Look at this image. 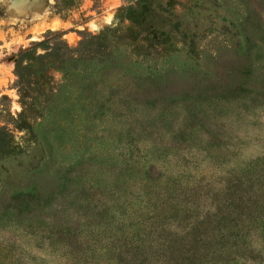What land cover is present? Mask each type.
<instances>
[{
    "label": "rangeland",
    "instance_id": "rangeland-1",
    "mask_svg": "<svg viewBox=\"0 0 264 264\" xmlns=\"http://www.w3.org/2000/svg\"><path fill=\"white\" fill-rule=\"evenodd\" d=\"M0 264H264V0H0Z\"/></svg>",
    "mask_w": 264,
    "mask_h": 264
},
{
    "label": "trees",
    "instance_id": "trees-1",
    "mask_svg": "<svg viewBox=\"0 0 264 264\" xmlns=\"http://www.w3.org/2000/svg\"><path fill=\"white\" fill-rule=\"evenodd\" d=\"M228 201H230L229 202L230 211H231V207L234 206L236 208V210L239 209L241 211V212L239 211L240 214H241V213H243V210L251 203L252 196H247L246 194H244L243 196H241L239 198L231 197V198L228 199ZM236 204H239V205L236 206ZM157 210H159L161 213H165L164 209H157ZM236 210H235V212H237ZM230 215L232 216L233 214H230ZM238 217H240V216H237V218ZM154 219H156V215H155ZM191 226L192 227H190V228H192V230H191L190 233H188L187 236H189V235L190 236H194L195 240H200L201 233L200 232L197 233V234L194 233V232H196V231L201 229L200 226L197 225V224H191ZM201 240H203V238H201Z\"/></svg>",
    "mask_w": 264,
    "mask_h": 264
}]
</instances>
